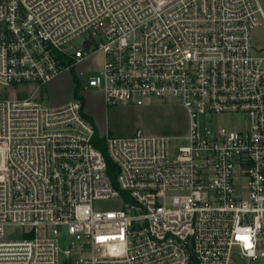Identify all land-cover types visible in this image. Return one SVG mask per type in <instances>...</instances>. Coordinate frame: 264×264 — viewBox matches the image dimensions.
<instances>
[{
	"label": "built area",
	"instance_id": "obj_1",
	"mask_svg": "<svg viewBox=\"0 0 264 264\" xmlns=\"http://www.w3.org/2000/svg\"><path fill=\"white\" fill-rule=\"evenodd\" d=\"M262 17L256 0H0V264L264 259ZM95 55L78 89L177 104L184 133L100 135L80 98L43 102Z\"/></svg>",
	"mask_w": 264,
	"mask_h": 264
},
{
	"label": "rangeland",
	"instance_id": "obj_2",
	"mask_svg": "<svg viewBox=\"0 0 264 264\" xmlns=\"http://www.w3.org/2000/svg\"><path fill=\"white\" fill-rule=\"evenodd\" d=\"M264 14V0H256ZM255 48L264 50V17L251 31ZM102 57L95 55L74 70L55 78L41 92L43 102L49 106H59L74 100L73 76L79 77L86 85L87 80L97 74L101 68ZM86 117L93 123L100 135L129 136L137 130L148 135L183 134L185 131L184 111L177 104L154 103L145 107L132 105L106 104L102 91L98 88L78 89ZM222 123V118H216ZM97 209H112L115 202L103 200L94 203ZM65 244V242H63ZM252 264H264L257 259Z\"/></svg>",
	"mask_w": 264,
	"mask_h": 264
},
{
	"label": "trees",
	"instance_id": "obj_3",
	"mask_svg": "<svg viewBox=\"0 0 264 264\" xmlns=\"http://www.w3.org/2000/svg\"><path fill=\"white\" fill-rule=\"evenodd\" d=\"M73 81H74V90H73V95H74V99L75 98H79L78 96V84H77V81H76V78L73 76ZM98 148L103 150L102 146L100 144H97ZM110 167H112L111 164H109Z\"/></svg>",
	"mask_w": 264,
	"mask_h": 264
},
{
	"label": "snow or ice",
	"instance_id": "obj_4",
	"mask_svg": "<svg viewBox=\"0 0 264 264\" xmlns=\"http://www.w3.org/2000/svg\"><path fill=\"white\" fill-rule=\"evenodd\" d=\"M237 238H238V239H241V240H246V239H247V238L244 237V236H238ZM246 246L251 247V245H246Z\"/></svg>",
	"mask_w": 264,
	"mask_h": 264
}]
</instances>
